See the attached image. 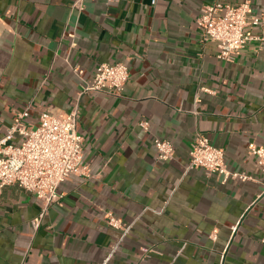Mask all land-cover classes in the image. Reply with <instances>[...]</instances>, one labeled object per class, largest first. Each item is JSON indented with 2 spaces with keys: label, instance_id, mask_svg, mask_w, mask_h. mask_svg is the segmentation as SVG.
Masks as SVG:
<instances>
[{
  "label": "crops",
  "instance_id": "crops-1",
  "mask_svg": "<svg viewBox=\"0 0 264 264\" xmlns=\"http://www.w3.org/2000/svg\"><path fill=\"white\" fill-rule=\"evenodd\" d=\"M215 1L87 0L79 13L73 0H0V138L24 109L35 125L79 104L89 165L61 183L35 233L36 195L2 188L0 264H264V175L248 154L264 146V42L219 59L197 22ZM251 3L264 18V0ZM252 29L264 32V19ZM120 61L122 96L81 94L99 63ZM197 132L251 179L188 168ZM155 137L172 141V159L158 158Z\"/></svg>",
  "mask_w": 264,
  "mask_h": 264
},
{
  "label": "built area",
  "instance_id": "built-area-1",
  "mask_svg": "<svg viewBox=\"0 0 264 264\" xmlns=\"http://www.w3.org/2000/svg\"><path fill=\"white\" fill-rule=\"evenodd\" d=\"M87 0H73L72 8L81 13ZM263 17L255 14L251 0L231 3L216 0L205 5L197 19L201 41L217 44V57L230 61L250 42H264V32L254 33L253 27L262 23ZM77 70V67L75 68ZM130 76L127 62H102L97 65L93 78L84 85L81 94L107 91L122 96ZM80 106L76 104L65 115L51 110L43 111L37 124L27 121L29 110L17 114L6 134L0 138V194L7 185H17L34 193L40 202L39 213L31 220L34 233L47 216L51 206L60 204L61 183L72 174L88 175L89 165L84 161V136L78 130ZM149 121L139 125L149 129ZM154 146L162 161L172 159L174 144L171 140L155 137ZM248 154L255 156L264 175V146L250 143ZM188 168H202L217 174L222 182L231 179L246 181L251 176L228 167L223 148L213 145L208 136L197 132L189 151ZM106 222L125 233L129 225L112 211L106 212ZM143 259L150 249L142 247Z\"/></svg>",
  "mask_w": 264,
  "mask_h": 264
}]
</instances>
